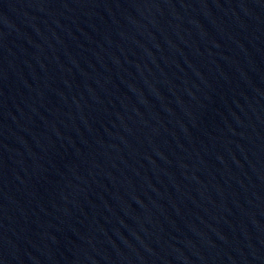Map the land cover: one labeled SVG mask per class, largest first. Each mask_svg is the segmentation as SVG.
<instances>
[{
	"label": "water",
	"instance_id": "water-1",
	"mask_svg": "<svg viewBox=\"0 0 264 264\" xmlns=\"http://www.w3.org/2000/svg\"><path fill=\"white\" fill-rule=\"evenodd\" d=\"M0 264H264V0H0Z\"/></svg>",
	"mask_w": 264,
	"mask_h": 264
}]
</instances>
